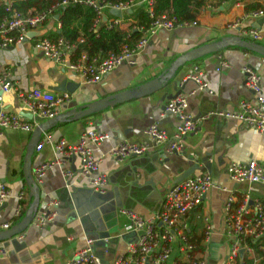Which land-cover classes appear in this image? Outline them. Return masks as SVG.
<instances>
[{"label":"crops","instance_id":"crops-1","mask_svg":"<svg viewBox=\"0 0 264 264\" xmlns=\"http://www.w3.org/2000/svg\"><path fill=\"white\" fill-rule=\"evenodd\" d=\"M3 1L0 0L4 4ZM224 2L216 12L203 10L197 18L196 26H179L172 31H159L141 55L139 65H123L106 75L98 84H87L79 74L43 57L35 48L34 38L19 45L1 48L0 70L17 86L19 92L40 90L63 95L64 92L58 91L62 85L70 87L76 84L72 93L66 92L70 95V101H65L59 108L62 114L72 109L79 110L84 105L141 86L165 74L179 57L195 48L220 42L225 37L242 38L243 30L264 26V18L246 17L252 6L259 4L263 8L264 0ZM60 14L51 17L47 24L50 37L59 33L56 29ZM106 14L112 18L111 12ZM235 23L239 26L231 28ZM225 61L231 67L217 72ZM244 66H251L261 77L264 94V57L254 51L231 46L179 67L172 82H179L180 89L184 87L182 94H188L195 88L193 82L184 83L195 68L207 75L210 89L214 92V95L199 92L190 97L189 112L197 121V130L186 138L181 153L169 154L164 149H154L141 157L125 160L106 158L100 171L108 177V189L113 196H100L91 191L89 179L81 175V162L78 158L67 166L74 172L70 188L66 187L60 167L48 171L40 186L39 210L48 207L51 201H57V219L44 229L30 225L18 235H23L22 240L18 236L13 238L6 245L8 255L0 257V264H66L86 245L89 237L112 238L109 245L99 243L96 246L99 255L112 261L116 254L124 253L127 241L135 238L133 233L126 231L129 219L121 211L135 212L150 218L160 211L165 194L171 187L204 172L212 175L216 187L208 192L203 205L190 214L189 222L193 237L203 240L205 219H209L214 234L209 250V244L203 248L202 258L205 262L208 259L206 264H212L214 254L223 264L230 248L229 240L224 235L223 223L228 196L231 192L241 196L249 191L254 199L264 201V185L237 184L231 180L228 172L233 163H246L255 159L264 165V133L244 128L235 119L210 116L217 112H240L244 100L258 104L257 96L245 86ZM172 95H175V91L170 85L153 95L107 108L89 118L59 123L46 133L52 135L53 144L62 140L76 144L87 130L108 134L110 140L102 145L99 154L125 141L143 143L146 141L145 130L155 122L173 134L179 124L178 117L163 115V108L170 101L167 96ZM0 112L32 119L29 108L20 100L16 89L3 94ZM33 133L6 130L0 137V183L6 184L13 196L24 192L22 204L23 209L28 207L27 210L34 198L24 175V164ZM55 160L53 145L47 144L41 151L35 149L32 157L33 175L38 166ZM17 205V200L10 198L0 209V231L4 224L16 225L25 217L26 213L19 218L14 217ZM95 211L98 212L97 218L93 217ZM85 215L90 216L88 222L84 220ZM214 245H218L215 250Z\"/></svg>","mask_w":264,"mask_h":264},{"label":"built area","instance_id":"built-area-1","mask_svg":"<svg viewBox=\"0 0 264 264\" xmlns=\"http://www.w3.org/2000/svg\"><path fill=\"white\" fill-rule=\"evenodd\" d=\"M18 0H4V5L11 12L0 24V49L19 45L23 42L35 39L36 50L50 61L56 62L68 68L75 74H79L87 84H98L103 78L116 71L123 65L135 67L139 65L141 55L145 52L150 40L161 30L172 31L179 26H196L193 22L178 23L167 14L156 15L155 6L157 0H127L113 2L109 0H59L50 9L43 13L29 12L27 15L19 12L14 4ZM204 2V10L216 12L225 4L224 0H197ZM85 5L92 8L97 18L94 32L98 33L102 26L108 30H119L125 33L139 32L143 36L134 45L125 44L121 53H110L105 57H90L86 54L73 61L75 50L85 41L80 38L77 43L58 37H50L47 24L51 17L62 9L71 5ZM143 6L150 16L148 26L141 24L135 9ZM120 11L122 16L112 14L108 18L107 12ZM132 11V13H129ZM247 18H264V7L246 14ZM239 26L232 24L231 28ZM61 20L57 24V32L62 30ZM33 35V37L31 36ZM242 39L264 44V26L260 29L249 28L241 32ZM231 67L230 63L222 62L217 72L222 68ZM246 88L257 96L258 104L244 100L241 103L240 112H217L210 116H224L240 122L244 128L255 129L264 133V94L262 92L261 77L251 66H244ZM193 82L195 88L188 94H179L171 99L163 110V115L176 116L179 124L173 134H169L158 122L151 124L145 130L146 141L143 143L122 142L110 148L107 152L99 154L98 151L110 140L108 134L87 130L80 142L70 144L65 140L53 144L51 134L44 133L37 145V151H41L47 144L53 145L56 160L44 163L34 170V181L38 186L44 182L48 171L54 167H60L66 187H71V179L74 172L67 168L73 158L81 162V175L89 179V187L97 195L106 196L109 193L108 177L100 171L106 158L125 160L130 157H141L154 149H164L169 154L181 153L184 150L186 138L197 130V121L189 112L190 97L199 92H207L214 95L210 89L207 75L198 68L189 74L184 83ZM16 89L20 100L29 108L32 115L27 120L20 115L0 112V137L6 130H15L33 133L41 124L54 119L62 114L60 105L70 101V95H53L35 90L31 92H19L17 86L0 70V103L3 102V94ZM229 176L237 184L264 185V165L257 160L246 163H233L229 167ZM216 187L212 175L204 172L190 177L181 183L175 184L165 194L161 209L150 218H144L135 212L121 211V214L129 219L125 229L133 233L135 238L127 241L124 253L116 254L112 261H107L104 255H99L96 246L99 243L109 245L111 237H89L86 245L78 250L72 260L66 264H206L202 258V251L214 234L209 219H205V232L203 240H197L192 235L189 216L200 208L208 192ZM226 190V189H223ZM10 198L18 202L14 213L19 218L23 211L25 193L20 192L13 196L11 190L4 183H0V209ZM59 203L51 201L48 207L38 210L34 215L31 225L36 229H44L54 223L58 217ZM224 235L228 238L230 248L223 264H238L240 252L244 250V259L253 264H264V201L254 199L249 191L236 196L233 192L228 196L224 207ZM13 223L3 225V230L12 228ZM19 240L24 237L18 236ZM70 238L69 240H71ZM8 251L3 243H0V257H6ZM243 259V260H244Z\"/></svg>","mask_w":264,"mask_h":264},{"label":"trees","instance_id":"trees-1","mask_svg":"<svg viewBox=\"0 0 264 264\" xmlns=\"http://www.w3.org/2000/svg\"><path fill=\"white\" fill-rule=\"evenodd\" d=\"M59 0H18L14 7L24 15L29 12L43 13L50 9L52 5ZM113 2H124L127 0H109ZM204 2L197 0H157L155 6L156 15L167 14L170 18H174L178 23L196 21L201 12L204 10ZM261 6H252L248 11L259 10ZM135 14L141 24L149 25L151 19L143 6L136 8ZM10 11L2 2H0V24L10 15ZM59 13L62 22V30L53 36L54 39L63 37L72 43H77L80 38L84 39V43L80 44L75 50L73 61L77 60L83 54L88 56L105 57L110 53H121L125 44L134 45L143 34L139 32L125 33L119 30H108L102 26L98 33L94 32V25L97 18L96 12L85 5H71L62 9ZM58 15V13H57ZM28 208V207H27ZM27 208L23 209L24 215ZM238 264H253L247 259L242 260Z\"/></svg>","mask_w":264,"mask_h":264},{"label":"water","instance_id":"water-1","mask_svg":"<svg viewBox=\"0 0 264 264\" xmlns=\"http://www.w3.org/2000/svg\"><path fill=\"white\" fill-rule=\"evenodd\" d=\"M129 13H132V11H129ZM111 14L116 15L118 17L122 16L121 12L117 10H112ZM263 24H264V20H263ZM31 36L33 37V35ZM231 46H236L243 48L245 50L254 51L264 57V46L251 41H246L241 37H225L220 42L203 45L201 47L191 50L185 55H182L173 63L172 67L169 70H167L165 74H161L157 76L155 79L141 86L135 87L130 90H124L113 95H109L103 99L84 105L81 108H79V110L72 109L67 113L61 114L60 116L48 120L45 123L41 124V126L38 127L32 135L30 144L28 146V154L26 156L25 164H24V175L30 187L31 195L34 198V201L27 210L25 217L18 224H16L9 230L0 231V243H3L5 246L9 245L10 241L13 238L20 235L26 229H28V227L32 223L34 215L39 210L41 204L40 202L41 188L34 181L32 157L44 133L49 132V130H51L54 126H56L59 123L62 124L65 122H75L89 118L90 116L100 113L106 110L107 108L115 107L119 104H123L134 99H140L149 95H153L157 92H160L168 88L170 85L173 86L175 95H172L171 97L167 96V100L174 99L176 96L181 94L184 89L183 86L181 89L179 88L180 87L179 82L177 81L172 82L173 76L175 75L179 67L185 65L188 62H194L196 60H199L204 56L219 53L223 49ZM75 87H77L76 84H72L70 87H66V85L65 86L62 85L61 89L58 91L64 93L68 91L72 93ZM73 160L76 159L73 158L71 161ZM91 191L95 193L94 190L91 189ZM107 195L113 196V193L109 192ZM240 257L241 260L244 259V250L240 252Z\"/></svg>","mask_w":264,"mask_h":264},{"label":"rangeland","instance_id":"rangeland-1","mask_svg":"<svg viewBox=\"0 0 264 264\" xmlns=\"http://www.w3.org/2000/svg\"><path fill=\"white\" fill-rule=\"evenodd\" d=\"M93 217H94V218H97V217H98V212H97V211H95V212L93 213ZM89 219H90V216H89V215H85V216H84V220H85V221L88 222ZM215 243H216V242H215ZM223 244H224V245H227V243H225V242H223ZM217 246H218V245H214V250L217 248ZM209 248H210V244H209V246H208V250H209ZM207 257L210 258L209 254H207ZM207 257H206V258H207ZM207 261H208V259H206V262H207ZM211 261H212V264H220V258H217V259H216V258L214 257V254H213V258H211ZM207 263H208V262H207Z\"/></svg>","mask_w":264,"mask_h":264}]
</instances>
